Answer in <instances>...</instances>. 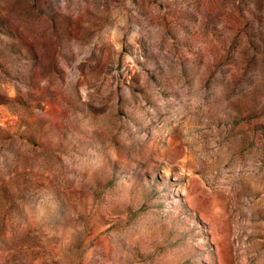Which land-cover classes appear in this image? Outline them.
Wrapping results in <instances>:
<instances>
[{
	"label": "rangeland",
	"instance_id": "rangeland-1",
	"mask_svg": "<svg viewBox=\"0 0 264 264\" xmlns=\"http://www.w3.org/2000/svg\"><path fill=\"white\" fill-rule=\"evenodd\" d=\"M0 264H264V0H0Z\"/></svg>",
	"mask_w": 264,
	"mask_h": 264
}]
</instances>
